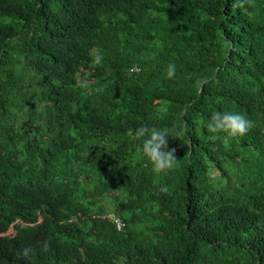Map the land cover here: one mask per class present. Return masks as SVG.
Wrapping results in <instances>:
<instances>
[{
    "label": "trees",
    "instance_id": "16d2710c",
    "mask_svg": "<svg viewBox=\"0 0 264 264\" xmlns=\"http://www.w3.org/2000/svg\"><path fill=\"white\" fill-rule=\"evenodd\" d=\"M233 2L0 0V264H264V0Z\"/></svg>",
    "mask_w": 264,
    "mask_h": 264
},
{
    "label": "clouds",
    "instance_id": "9594fccd",
    "mask_svg": "<svg viewBox=\"0 0 264 264\" xmlns=\"http://www.w3.org/2000/svg\"><path fill=\"white\" fill-rule=\"evenodd\" d=\"M253 0H234L232 7L242 8L245 4L252 6ZM104 57L96 52L92 54V63L95 66L102 65ZM176 67L169 63L166 69L167 78L171 79L175 75ZM88 73L78 77L76 84L78 87L86 89L88 87ZM254 122L249 120L246 115L240 113L214 111L206 124L207 131L210 133L209 139L215 141L220 134H225L229 138L244 136L252 127ZM174 129L156 128L140 126L134 130V137L142 141V154L152 166V171L157 174H167L178 166L176 148H170L169 137L179 138L181 134L173 135ZM160 192L170 194L166 185L160 187ZM44 249L47 250L48 241H44ZM33 252L31 246L24 247L21 256L27 257Z\"/></svg>",
    "mask_w": 264,
    "mask_h": 264
},
{
    "label": "rangeland",
    "instance_id": "374dc122",
    "mask_svg": "<svg viewBox=\"0 0 264 264\" xmlns=\"http://www.w3.org/2000/svg\"><path fill=\"white\" fill-rule=\"evenodd\" d=\"M10 232L13 233V232H12V229L9 230V233H10Z\"/></svg>",
    "mask_w": 264,
    "mask_h": 264
}]
</instances>
